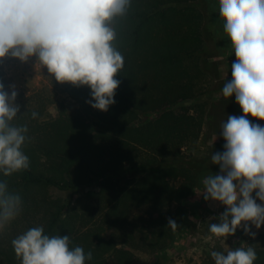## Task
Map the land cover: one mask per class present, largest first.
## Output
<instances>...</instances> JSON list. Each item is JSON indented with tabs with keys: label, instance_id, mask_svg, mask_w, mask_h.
<instances>
[{
	"label": "trees",
	"instance_id": "1",
	"mask_svg": "<svg viewBox=\"0 0 264 264\" xmlns=\"http://www.w3.org/2000/svg\"><path fill=\"white\" fill-rule=\"evenodd\" d=\"M206 15L210 30L203 27ZM223 23L218 0H131L114 25L124 66L107 112L86 102L92 99L87 86L60 84L52 76L49 87L18 102L21 114L10 123L27 125L22 151L30 165L10 176L0 171V182L22 200L20 214L0 231V264H20L12 240L38 226L91 252L85 264H125L135 250L155 252L175 243L190 224L183 201L199 184L201 161L169 162L200 137L206 108L195 99L207 80L204 36L227 42ZM0 82L6 91L1 73ZM57 93L76 108L68 110ZM53 103L59 113L47 118ZM220 104L225 121L239 116L234 95ZM142 115L152 116L142 121ZM95 183L100 186L88 191ZM169 218L178 224L175 231ZM249 246L257 253L254 264H264V243Z\"/></svg>",
	"mask_w": 264,
	"mask_h": 264
},
{
	"label": "clouds",
	"instance_id": "2",
	"mask_svg": "<svg viewBox=\"0 0 264 264\" xmlns=\"http://www.w3.org/2000/svg\"><path fill=\"white\" fill-rule=\"evenodd\" d=\"M223 30L231 41L235 60L231 79L224 84V98L235 96L243 115H228L220 136L223 152H213L211 164L219 172L202 179L205 201L225 210L209 225L216 238L234 236L238 228L255 239L264 226V0H218ZM131 0H0V60L11 56L21 62L35 57L56 82L91 89L92 108L107 112L115 103L124 66L115 47V22L126 15ZM17 92L5 91L0 82V171L4 176L29 167L22 151L27 125L13 126L21 114ZM95 101V102H93ZM35 119L38 113L32 112ZM257 201H260L258 203ZM22 210V200L0 182V231ZM216 217H213L215 219ZM175 231L178 224L168 219ZM20 264H85L92 253L71 248L68 235L49 236L43 226L28 229L12 240ZM215 264H254L257 253L243 244L225 252L212 251Z\"/></svg>",
	"mask_w": 264,
	"mask_h": 264
},
{
	"label": "rangeland",
	"instance_id": "3",
	"mask_svg": "<svg viewBox=\"0 0 264 264\" xmlns=\"http://www.w3.org/2000/svg\"><path fill=\"white\" fill-rule=\"evenodd\" d=\"M205 8V4L203 5ZM205 30L212 29L210 17L205 16ZM204 46L201 51L202 67L207 74V80L203 86V93L195 99V102H202L206 108V118L202 127L199 139L183 149L181 158L169 162V164H188L194 160L201 161L199 184L193 193L183 201L189 213L190 224L180 228L175 243L164 249L149 252L145 249L135 250L134 256L125 258V264H215L211 257L212 251L225 252L228 248H236L243 244L249 246V241L257 244L264 243V226L257 232L255 239L245 235L242 228H238L236 234L231 237L216 238L209 232V225L218 222V216L225 210V207L218 202L205 201L200 195L203 191L202 179L209 174L219 172V166L211 164L213 152H223L225 143L220 132L221 125L225 122L222 103V85L231 79V64L235 60L234 50L231 41L220 40L219 37L211 38L204 36ZM0 73L4 77L7 90L11 91L14 86L17 92L16 103L29 101L31 95L38 89L48 86L50 77L46 68L37 63L35 57L27 62L8 56L0 60ZM51 89V88H50ZM57 101L64 103L68 110H74L76 103L64 93L55 95ZM192 102L184 103L191 105ZM238 115H243L241 108ZM59 113L57 103L50 105L46 112L47 118L56 117ZM226 113V112H225ZM152 115H142L141 120L147 121ZM248 119L254 124L264 126V121ZM214 145H217L216 147ZM210 158V159H209ZM99 184H92L88 189H97ZM260 203V201H257ZM213 217H216L213 219Z\"/></svg>",
	"mask_w": 264,
	"mask_h": 264
}]
</instances>
